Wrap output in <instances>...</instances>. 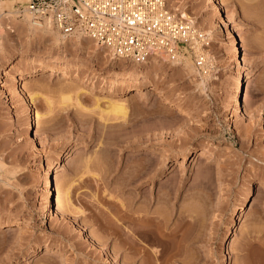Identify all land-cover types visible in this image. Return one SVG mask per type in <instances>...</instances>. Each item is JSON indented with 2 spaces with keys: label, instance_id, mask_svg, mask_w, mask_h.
<instances>
[{
  "label": "rangeland",
  "instance_id": "rangeland-1",
  "mask_svg": "<svg viewBox=\"0 0 264 264\" xmlns=\"http://www.w3.org/2000/svg\"><path fill=\"white\" fill-rule=\"evenodd\" d=\"M167 1L206 34L209 46L200 48L212 70L204 73L195 57L197 68L189 71L183 59L179 67L161 57L135 63L95 52L89 42L57 45L38 38L25 44L26 51L38 52L32 57L40 65H68L71 75L28 76L20 82L23 97L13 80L5 77L9 96L0 83V219L26 225L0 230V264H147L123 240L154 253L156 264H166L156 252L170 249L177 256L168 264H222L226 252L228 264H264V0H223L221 11L213 0ZM227 14L231 19L224 24ZM12 24V48L7 45L0 68L25 40L24 30ZM230 29L238 34L241 59L231 51ZM27 57L24 67L32 65ZM238 69L251 116L231 99ZM143 82L142 93L131 97ZM154 86L185 101L194 115L170 107L152 93ZM79 88L82 106L63 101L62 95ZM120 88L128 112L100 110L107 103L98 108V98ZM31 93L39 95L33 112L51 110L34 120L41 139L28 128ZM62 148L68 150L55 173L54 197L65 217L52 218L43 178L49 158ZM69 185L72 206L65 201ZM251 185L246 220L232 230ZM147 215L164 217L163 234L172 237L155 234L158 242L152 244L136 232L155 225L139 224L137 217ZM46 247L62 254L44 256Z\"/></svg>",
  "mask_w": 264,
  "mask_h": 264
},
{
  "label": "bare ground",
  "instance_id": "bare-ground-1",
  "mask_svg": "<svg viewBox=\"0 0 264 264\" xmlns=\"http://www.w3.org/2000/svg\"><path fill=\"white\" fill-rule=\"evenodd\" d=\"M28 1L29 0H18V1L16 0V2H17L16 4H14V2H12L11 0H4V1L0 2V58L2 57V55H4L6 53L7 45L8 46L10 45V47L12 48V43H11V39H10L11 37L9 38V35L12 34V33L11 34H9V33L15 31V30H13L15 28H14V25L12 24V22L15 23L17 28H22L24 30V35H25L24 36L25 40L23 43L22 42H21V44L13 43V44H15L14 45L15 48L13 47L14 50L11 53L10 61L2 64V66H1L2 68H0V75H1L0 83H2L1 88H4L3 91L6 92L5 96L11 95V93H10L11 91L8 89L9 87L6 84L5 77L13 80V82H15L19 86V88H20L19 92H21L20 93L21 96L22 95L25 96L27 93L24 92L25 89H24L23 85L20 84V82L23 79L27 78L28 76L42 74L40 77L59 76V78H68L71 75L70 71H69L70 67L66 64L63 65L62 68H60V66L55 64V63L40 65L38 63V61H36L37 58L32 57V55L37 56L39 53L36 51H32V52L26 51L27 47L25 46V44L27 45V44L31 43V41L33 42V39L46 38V39L51 40V42L53 44H57V45H59V44H62V45L65 44L66 45V43L68 42L69 39H75L77 42H80V44H83L84 42H89V43H91V46L94 48L93 50L95 52H97V51H100L102 53L108 52L106 55L111 54V57L112 56L115 57L109 50H107L106 48L98 46L90 37L84 35L83 33L65 35L57 27H55L53 25L52 21L49 18H44V20L37 19L34 16V14L30 10H28V8H27ZM170 1L174 2L175 0H170ZM213 1L215 3V8L218 11H221L222 6H223V0H213ZM250 1L254 2V0H250ZM177 14L181 18L187 19V18L183 17L181 13H177ZM230 19H231V16L229 14H227L226 17L222 20V22L224 24H228ZM187 20H189V19H187ZM189 21L195 23L193 20H189ZM195 26H196V24H195ZM196 28L199 29L197 26H196ZM229 38L231 39V51L235 54L236 59H241L243 56L242 55V49H241L240 43L238 42V34H237L235 29H230ZM193 47H194V50L191 49L192 47H190V46L188 47L185 45V48L183 50L186 51V53L183 50L182 51L176 50L174 52L157 51L151 58H156V60H157V57H161V58H163L162 59L163 61H168L171 63L172 66H175V67H177V66L179 67V65L181 64L182 59H183L186 63L188 70L194 71L195 68H197L196 67L197 64L195 62V59L193 58V57H195L194 53L196 55H198V51L201 50V48H200V46L196 47L195 45ZM27 56H30V57H27ZM183 56H189V59H184ZM26 57H27V59H31L30 62L32 65H30L29 67H24V62L21 61L22 59H24ZM243 60L245 62H247L246 57H244ZM146 61H148V60H146ZM4 67H10V68L8 71H3ZM200 72L201 71H199V73ZM80 81L85 82L84 79H79V82ZM79 82H77V83L79 84ZM244 82H245L244 75L242 74L241 69H238L237 70V76L234 79L235 85H234V88H233L232 93H231V99H232V102L235 105V107L244 109L245 113L248 116H251L252 111L244 104V101L242 98V92H243L244 86H245ZM146 83L147 82H143V83H141V85L139 87L133 89L131 91V93H133V92L134 93L131 94V97H135V96L141 94L142 89L146 86ZM67 90H68V88H67ZM80 90H81L80 88L77 91L75 90L76 91L75 95H73L71 90H69L67 93L64 92L65 94L62 95L63 101L66 103L67 102L69 103L70 101L74 100L79 106L80 102H81V101L79 102V94H80L79 91ZM124 91H125L124 88L123 89L120 88V89L113 91L109 96H107V97H109L107 99L98 98V100H97L98 108H101L100 104L102 102H106L107 103V104H105L106 107H104V109H100L104 113H110L111 112V113H115V114H118V113L126 114L128 112L127 108H126L127 104L125 103L126 101L121 100L119 97L121 92H124ZM152 93L163 97L164 102L169 104L170 107L175 108L176 110L183 112L189 116L194 115V110L192 109V107H190V105H188L185 101H182L178 98L171 97V95H169L168 92L164 88L159 87V86H154ZM38 97H39L38 93H31V95L27 101V104H28L27 109H28V112L30 114V118H29V122H28V128L35 130L36 137L41 139L42 136H41L39 129L34 127L36 125V121H34V120L36 118V115H37V117H41L43 115L45 116V115H48V113L51 110H48L43 114L38 112V111H35V109L33 112V108H35L34 105L36 104ZM69 104H71V103H69ZM80 106H82V105H80ZM64 110H67V109L64 107ZM257 126H262L260 121L257 123ZM67 150H68L67 148L66 149L62 148V149L56 151L49 158L47 166H46L44 178H43L44 186H45L43 199L45 201V206L49 212L48 214L52 218L55 216L65 217V214L62 211L60 203L58 201H56V199L54 197V192L56 190L55 173L57 171L59 162H60V160L64 154V151H67ZM200 154L204 155L203 153H200ZM187 158H188V151L186 150L184 152L182 162L186 161ZM70 187L71 186L69 185L67 188L65 187L66 190L64 189L65 194H66V200L65 201H66L67 205L72 206L73 205L72 198H71L72 192H71ZM254 193H255L254 185H251V188H249L244 193V195L242 196L241 204L238 207L237 214L232 219V222H231L230 227L232 230L236 229L238 227L239 223L244 222L246 220V213H247L250 201H251ZM130 217H132V216H130ZM137 218L139 220H141V223L139 221L140 225L142 223L144 225L146 224L148 226H149V224L150 225L155 224V225H153V227L149 226L148 229H140L139 230L136 228V230H135L143 238H145L146 240H148L152 244H157V242H158V241H156L155 234H159L160 236L167 238V239L172 237V235H167L165 233L163 234L164 231L162 229L163 228L162 225L164 222L163 221L164 217H160L159 215L153 216V217L152 216L148 217V215H147L145 217L141 216V217H137ZM135 219L136 218H134V220ZM24 228H26V225H22L17 220L0 219V230H5V231L15 230V229L22 230ZM122 245H128V248H130L131 252L134 255L142 253V257L147 262V264H156L152 260L154 253L152 254L148 250H142L140 248H137L136 243L134 241L123 240ZM226 247H227V241H224L221 248L224 251H226ZM172 248H175V246ZM54 252H60L59 254H62V252L60 250H55V248H53V247H46L44 256L52 254ZM214 253H215L214 249H212V248L209 249V254H214ZM155 256L157 257L156 259L160 258V259H162L163 263L168 264L169 261L173 260V258L177 256V253L173 252L172 249H170V250L161 251V252H159V254H158V252H156ZM229 258H231L230 253L226 252L224 255L222 264H228ZM63 263L66 264V261L63 260ZM187 263H188V261H187ZM187 263H185V264H187Z\"/></svg>",
  "mask_w": 264,
  "mask_h": 264
},
{
  "label": "built area",
  "instance_id": "built-area-1",
  "mask_svg": "<svg viewBox=\"0 0 264 264\" xmlns=\"http://www.w3.org/2000/svg\"><path fill=\"white\" fill-rule=\"evenodd\" d=\"M27 8L37 19L49 18L63 34L83 33L115 57L135 63L157 51L209 46L206 34L167 0H29ZM194 55L204 73L212 70L203 51Z\"/></svg>",
  "mask_w": 264,
  "mask_h": 264
}]
</instances>
